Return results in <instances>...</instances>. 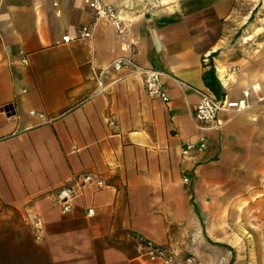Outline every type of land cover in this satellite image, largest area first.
Segmentation results:
<instances>
[{"label":"crops","instance_id":"crops-1","mask_svg":"<svg viewBox=\"0 0 264 264\" xmlns=\"http://www.w3.org/2000/svg\"><path fill=\"white\" fill-rule=\"evenodd\" d=\"M101 1L123 36L84 0H0V264H157L142 241L179 249L189 236L232 246L214 234L237 232L222 205L240 201L264 250V27L232 43L239 0ZM119 57L159 71L168 101L148 97L132 67L99 86ZM247 89L250 107L220 111L206 149L184 155L199 93ZM81 173L105 187L83 188L64 212L55 193Z\"/></svg>","mask_w":264,"mask_h":264},{"label":"built area","instance_id":"built-area-1","mask_svg":"<svg viewBox=\"0 0 264 264\" xmlns=\"http://www.w3.org/2000/svg\"><path fill=\"white\" fill-rule=\"evenodd\" d=\"M85 3L96 12L97 18H103L111 21L118 34L123 36V29L120 28V21L116 18L115 10L105 5L101 0H84ZM92 35V30L89 27H82L78 38L87 39ZM64 43L70 41L69 36L62 38ZM208 55L202 59L204 63L208 62ZM134 69V72L139 73L143 79L144 89L148 97L157 99L166 103L168 96L164 92L161 83V73L151 67H140L131 58L119 57L113 60L108 66L101 70L98 74L99 86L102 84V77L105 74L115 73L123 68ZM259 90V87H256ZM199 101L192 106L191 114L198 132L197 140L194 143L186 144L182 153L186 155L192 150L203 151L207 147V134L210 131L218 130L222 123L218 120L220 111H234L242 112L250 107V90H244L241 97L237 99H229L226 96L217 97L209 90H203L199 93ZM184 183L189 182L188 177L183 178ZM85 187H93L95 189H102L105 187L103 179L91 173H81L74 177L70 183L62 185L55 193L54 201L61 209L66 212L69 211L74 204L75 199L80 195ZM141 255L151 263L157 264H196V260L192 256H187L181 261L177 258L168 247L156 246L150 242H141Z\"/></svg>","mask_w":264,"mask_h":264},{"label":"rangeland","instance_id":"rangeland-1","mask_svg":"<svg viewBox=\"0 0 264 264\" xmlns=\"http://www.w3.org/2000/svg\"><path fill=\"white\" fill-rule=\"evenodd\" d=\"M234 9L237 10L236 17L233 18V27L229 30L230 38L232 43L240 40L244 43L249 41L250 43V33L253 34L254 28L264 27V0H239L238 4L234 5ZM234 16V15H233ZM229 21V20H228ZM230 23V21H229ZM237 23V24H236ZM251 30V31H250ZM257 29L255 30V32ZM224 210L234 211L237 215L236 217H231L227 219L229 227L237 228V232L230 234L228 229V234L223 233L222 227H218V239L225 240L228 238V242L232 246L227 244H222L220 246L215 243L207 244L206 249L203 248L202 244L197 240L193 241L192 236H189V241L187 244H181V248L173 249L169 248L177 261L183 260L187 256H192L196 260V264H201L198 255L200 252H207L212 255L215 253L221 255L223 259L226 257L230 258V264H262L264 263V250H262V245L257 240V235L251 234L250 236V202L240 201L238 203H224L222 205ZM210 221L217 223L220 221L218 218H211ZM255 222H257L255 220ZM220 228V229H219ZM220 231V233H219ZM233 240L230 242V238ZM251 237L254 239L250 244ZM204 264V263H202Z\"/></svg>","mask_w":264,"mask_h":264},{"label":"trees","instance_id":"trees-1","mask_svg":"<svg viewBox=\"0 0 264 264\" xmlns=\"http://www.w3.org/2000/svg\"><path fill=\"white\" fill-rule=\"evenodd\" d=\"M205 80H206V79H205ZM206 84H207V86H208L209 88H211L212 90L214 89V82H212V79H211L210 82H207V80H206ZM220 246H223V245H220Z\"/></svg>","mask_w":264,"mask_h":264}]
</instances>
